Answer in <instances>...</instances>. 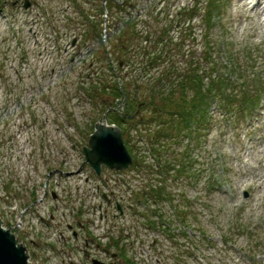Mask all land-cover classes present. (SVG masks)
<instances>
[{
	"label": "rangeland",
	"instance_id": "obj_1",
	"mask_svg": "<svg viewBox=\"0 0 264 264\" xmlns=\"http://www.w3.org/2000/svg\"><path fill=\"white\" fill-rule=\"evenodd\" d=\"M26 1L31 4L27 10L23 8ZM196 1L134 0L133 13L140 21V29L145 30L144 22L150 21L152 14L155 18L165 9L164 15L158 18L159 25L165 26L163 20L166 18L169 23H176L177 32L172 33L174 45L180 44L190 31L201 41L205 32L201 17H196L191 23L188 20L194 13ZM200 1L204 7L207 0ZM78 3L79 6L71 0H2L0 4L5 9V16H0V72L6 76L5 78L0 74V88L7 95L13 92V96L7 101L9 104L19 102V98L22 102L19 103L22 110L20 107L15 111L8 110L11 116L9 119L7 111L3 112L4 95L0 97V114L3 112L2 118L9 122L5 124L8 130L0 133L3 136L1 148H6L0 154V217L13 229L20 218L25 217L26 222L20 229H16L15 234L20 237V242L28 249L34 262L38 263L41 257L44 259L47 256L55 259L46 264H67L63 252L72 254V251L54 254L47 251V247L56 245L58 249H72L71 246L75 244L87 247L83 241L88 240L87 236L77 240L72 232L59 224L57 230H45L28 214L22 215L23 209L31 200L44 195L45 184H50L46 187L50 194L46 205H50L51 213L58 210L53 202V191L61 201V198L63 201L67 198L69 205L68 194L64 192L67 188L73 194L74 200L78 197L79 204L90 208L84 209L88 211L84 218L80 216V212L75 218H70L72 224L76 219L82 223V228H77L76 223L73 224L77 233H85L86 230L90 232L87 222L95 219L97 224L98 213L112 218L113 212H117L114 199L120 202L129 215L132 213L126 207L132 204L133 214L138 211L149 213L148 216L155 218L152 221L140 219L137 223L138 219L131 215L134 249H129L128 256L133 264H264V0H229L211 38L216 44L217 55H221L222 64L229 63L230 68L229 58L233 54L239 67L250 72L247 75L254 86L251 92L254 93L261 87V107L252 123L246 124L244 119L236 125L233 118L229 122L223 112L217 107L213 108L210 116L213 117L214 126L211 123V131L205 133L199 147H191L192 177L180 179L177 175L180 168L177 166L168 173L171 176L168 180V191L173 197L172 204L141 198L139 200L143 205L140 207L131 197L132 194L142 197L144 192L141 190L148 185V180L146 176L144 178L145 173L137 168L120 173L104 169V178L110 180V188L106 190L98 182L87 184V171L73 176L79 171L80 165L85 163L82 148L87 146L94 124L105 115V107L100 105L101 98L105 97L98 98L96 89L101 81L114 85L118 77L110 74L107 61L101 63L93 60L92 55L82 45L84 38L78 40L76 45L71 44V39L74 36L80 37L83 29L81 24H69L68 19L81 17L80 23L85 21V17L78 12L82 8L95 17L93 22L96 23H87L85 26L91 29L94 38L88 42V48L97 54L103 49L106 52L111 51L115 22L120 17L127 16L125 12L105 11L103 3L96 0H78ZM155 5H158L157 11L154 9ZM100 19L101 33L98 27ZM150 25L154 27V22ZM188 26V32H184L183 29ZM186 40V55L177 56L174 51L170 57L164 54L165 64L160 71L164 73L170 67L168 65L173 64L176 68L185 69L192 52L200 57L203 48L194 46L189 38ZM190 51L192 52L189 53ZM126 72L127 70L123 73L118 70L117 73L123 77ZM155 73H159V69ZM121 80L124 85L122 78ZM7 89L11 93L6 92ZM15 94H19L17 101ZM124 104L122 109H125ZM4 121L0 119V128ZM64 129L68 134L67 143L60 133ZM9 134L15 136V140L8 141L6 136L10 137ZM131 135L133 144L144 139L136 144L134 150L143 159L147 155L146 140L150 135L143 133L141 140H138L140 138L136 130ZM191 145L192 143L186 141L183 146L172 150L170 164L174 166L173 161L179 164L181 154ZM12 146H17L21 151L9 154ZM144 161L145 165H154L155 158L148 155ZM60 162L63 163V170L72 171L73 174L67 180L59 181L55 177L47 181L48 173L60 168ZM58 181L63 187L56 186ZM153 184L155 186L158 183ZM77 188L80 189L79 194L75 191ZM102 194L108 196L110 206L102 198ZM91 207L100 208L101 212L97 209L93 215ZM180 209L185 212L186 217L189 216L188 222L183 223L180 219L178 221L174 216L175 213L179 218ZM55 213V220L61 222L62 216L57 218L60 212ZM151 213L154 215H150ZM162 217L172 225L170 233L175 240L169 238L168 228L165 230L164 226L161 227ZM112 221L114 241L121 238L123 242L129 241L125 232L127 225L121 224L119 219L112 218ZM142 223L150 229H141L139 225ZM59 230L66 235L67 242L56 240L60 236ZM94 237L99 248H108L112 256L119 253L114 242L108 245L99 237ZM201 239L205 241L200 243ZM97 256L99 261L110 259L105 255H101L103 258L99 254ZM79 257L86 264V258L83 255ZM103 263L111 264L110 261Z\"/></svg>",
	"mask_w": 264,
	"mask_h": 264
},
{
	"label": "trees",
	"instance_id": "obj_2",
	"mask_svg": "<svg viewBox=\"0 0 264 264\" xmlns=\"http://www.w3.org/2000/svg\"><path fill=\"white\" fill-rule=\"evenodd\" d=\"M71 1L76 2V5L79 4L78 0ZM86 1L89 2L90 0ZM96 1L104 2V0ZM133 2L134 0H123L122 3L121 0L107 1V11L114 13L116 10L120 13L125 12L127 15L123 18L120 17L115 22V37L113 39L111 36V41L112 39L113 41L109 52L103 49L96 54L88 48L87 44L93 37L91 29L85 24H92L95 22L93 20H96L93 19L95 17H92L89 11L86 12L84 8L81 12L78 10L79 14L85 17V21L80 23L79 18L81 17H71L68 19V23L82 25L83 33L80 34L79 39L84 38L82 39L83 47L92 55L93 60H98L101 63L107 61L108 70H111L110 74L118 77V81H114V85L101 81L103 87L99 85L96 93L99 94L98 98L105 97L101 98L100 105L105 107L103 110L105 113L109 111L108 121L119 126L123 131L125 143L134 158V165L131 170L137 168L140 172L143 171L145 173L144 178L146 176L148 180V185H145L141 190L144 192L143 196L139 197L132 194V199L136 203L143 198L155 200L157 203L165 201L172 204L173 197L168 191V180L171 179V176L168 173L178 166L180 171L177 175L180 179L192 177L191 147H199L202 137L211 131V123L214 126L213 117L210 116L212 109L217 107L220 112L226 115V120L230 122L233 118L236 125L237 123L239 125L244 119V123L248 124L261 107L263 92L261 87H259L260 89L257 88L254 93L251 92L254 86L253 81H249L250 72L239 67V63L233 54L229 58L231 59L230 68L229 63L222 64L220 62L221 55L219 53L218 56L215 50L216 44L211 40L214 35L212 31L223 17L229 0H207L204 7L203 3L197 0L194 13L188 20L191 23L196 17H201V22L205 24L202 40L199 41L195 34L190 31L187 33L188 37L184 38L182 35L180 44L175 45L172 33L176 31V23L174 21L169 23L168 18H166L163 20L165 26L159 25L160 20L158 18L164 15L166 10L161 11L155 18L152 14L150 21H143L145 30L147 28L145 31L140 29V21L133 13V8H135ZM155 6L154 9L157 11L158 5ZM99 11L102 13L101 9ZM152 22H154V27L150 25ZM101 25L102 20L100 19L98 22L100 33ZM189 26L183 31L188 32ZM99 38L101 41L100 34ZM187 38L197 48H203L200 57H197L195 52L190 51L189 53L192 52V55L186 61L185 69L176 68L173 64L168 65L170 67H167L164 73L160 71L161 66L165 64L166 57L164 54L170 57L174 51L177 56L186 55ZM157 69H159V73H155ZM118 70L122 73L125 70L127 72L124 73L123 77H120L117 73ZM121 78L124 85H122ZM119 82L121 85H118ZM123 104L125 109H122ZM132 114L135 118L129 120L128 116ZM93 129L94 127L92 131ZM134 130L138 133L140 138L138 140L143 138V133L150 135L146 140L147 155L143 159L141 154H135L134 150L136 144L143 142L144 139L133 144L131 134ZM186 141L192 145L185 148L184 153L180 156L182 159L179 164H176V161L172 162H175V167V165L170 164L172 161L170 159L171 151L183 146ZM148 155L155 158L154 165L144 164L146 161L143 162V160ZM153 183L158 184L154 186ZM178 215L181 222L189 221V216L186 217L183 210L180 209ZM162 219L161 227L164 226L165 230L168 228L169 238L175 240L170 233L172 225L163 217ZM204 241L201 239L200 243ZM207 242L211 243L209 240ZM116 245L119 250L116 255V263L133 264L128 256V251H126V246L120 248V241H117Z\"/></svg>",
	"mask_w": 264,
	"mask_h": 264
},
{
	"label": "built area",
	"instance_id": "obj_3",
	"mask_svg": "<svg viewBox=\"0 0 264 264\" xmlns=\"http://www.w3.org/2000/svg\"><path fill=\"white\" fill-rule=\"evenodd\" d=\"M0 74H2L1 76L4 75L2 72H0ZM4 77L6 78L5 75H4ZM6 92H8V89L6 90ZM8 93H11V92H8ZM3 95H4V97H3ZM10 96H13V92L11 93V95H7L0 88V97H3L4 100H5V102H4L5 107L3 109V112L7 111L6 113L9 116V119H11V116L8 114V110H10V111H15V109L18 110L19 107L21 106L19 103H22L20 98H19V100H18L19 102L15 103V104H9L7 101H9ZM18 96H19V94L16 95V101H17ZM20 110H22V107H20ZM2 113L0 114V119L2 121H4V118H2V116H3ZM6 123H9V122H5V121L2 122V125H1V128H0V133H2V131L8 130L6 128V126H5ZM60 133L63 134V136H64L63 140H64L65 143H67V140H66L67 137L65 136V133L63 131H61ZM7 138H8V141H12V140H15L16 137L10 135V137L6 136V139ZM0 142L3 143V136L1 134H0ZM4 149L6 151L5 146H3L1 148V145H0V154H1L2 150H4ZM10 150H11V152L9 154H17L19 151H21L17 146H15V148H14V146H12L10 148ZM7 152H8V149H7ZM62 154H63V152L60 153V155H62ZM62 166H63V163L60 162V166H59L60 168H56L55 169V174L54 175H52L51 172L48 173V178L46 180L49 181L50 178L52 179V178H55V177L59 181L60 180L69 179V177L73 174L72 171L63 170L61 168ZM87 169L88 168H85L84 163H83V164L80 165L79 171L76 172V174H73V176H78V175H80V172L84 173L85 171H87V173L85 172L86 176H87V178H86V183L87 184H90L91 182H98L99 185L101 187H103L105 190H106V188L107 189L110 188V186H109L110 180L109 179L105 178V183H103L102 181H99V180L95 179L94 176H93L92 171H89L90 169H88V170ZM59 181L56 184V186L63 187ZM120 182H122V181H120ZM45 185L46 186L44 187V189H45L44 195L41 196L40 198H38L36 202L30 203L29 207L25 208L22 211V215L28 214L29 217H32L34 220H36L38 222V224L41 225L45 230L46 229H53V228H56L55 230H57V228H59L58 224L60 226L63 225V227H65V230H67V231H69L68 230V225H73L74 223H76V225H79V224L82 225V223L78 219H76L74 221V223L72 224L70 222V218L71 217L75 218V216H77L78 212H80V216H82V218H84V214L88 213V211H84V209L87 208L88 210H90V208L84 206L81 203L79 204L78 197H77L76 200H74L73 194H71L70 190L67 188L64 192H65V194H68L67 197L69 198V205H68V202H66V200H68L67 198L64 199V201H65L64 202L63 198H61L62 199V201H61L60 198L58 197V195H56L57 199L55 201H53L54 203H56L57 208H58L56 213L54 211H53V213L58 214V211L60 212V215H58L57 218H60L62 216L61 222L63 224H61V222H59V221L57 222L55 220L56 219L55 215L53 213H51V211H50V205L49 206L46 205V202L48 201V198L50 197V194L48 193L46 187H49L50 184H45ZM75 191H77L78 194H79L80 189L77 188ZM53 193L57 194L55 191H53L52 194ZM47 195H49V197ZM103 195L104 194H102V198H103ZM76 196H78V195L76 194ZM73 203H75L76 205L73 206ZM70 205H71V207H70ZM42 206H44L46 209L42 208ZM41 208H42V210H41ZM97 209H99L98 211L101 212L100 208H97ZM97 209L95 207L92 208L93 215L96 213ZM98 214L99 215H98V217L96 219V220H98L97 224L94 221L95 219H93V218H92L93 220L87 222V224L89 225L88 227H89V231L90 232H87V230H86L85 233H83V232L80 233V237L81 238H83L84 236H87L88 240H83V241H85L84 243L87 244V247H82L79 244H75L74 246H71L72 249L71 248L66 249L64 247H63V249H58L59 248L58 246L50 245V246L47 247L48 248L47 251H50V253L54 252V254H60L61 251H72L73 252L72 254H69L67 252H63L65 254V258H66L67 264H85V263H83L84 261L80 259L79 255L80 256L83 255L85 257L84 254H85L86 251L89 253V259H86V264H92V260H95V259L96 260H100V259H98L97 254H99V257H101V258H103L101 255H105V257L107 256L108 258H110V259H101V261H103V262L110 261L112 263L113 262V258L111 257V252H108L109 249L105 248V247H100L99 248V245H98L99 243L94 241V238H95L94 236H96V237H99L100 240L107 242L108 245H111L113 243V241L115 239H114V236H112L114 232H111V229H112L111 224H114L113 221H112V218L115 219V220L119 219V222H121V224L127 225V228H126L125 232H126L127 237H129L130 240L129 241H125V243H127L128 251H129V249H130V251L132 249H134L132 247V243H133L132 242V238H133L134 228L131 226V221H130L129 214H126L124 217H117L116 216L117 212L116 213L113 212L112 218H110V217H108L106 215H103L104 213L102 215H100V213H98ZM25 222H26L25 217H21L20 221L17 222L18 228L20 229L24 225ZM139 222H140V219L138 220L137 223H139ZM138 225H137L138 229H139V226H140L141 229L145 228V223H142V225H139V226ZM70 232H72V231H70ZM144 232L146 234V231H144ZM59 234H60V236H57L56 240H58L59 242H61V241L67 242L68 239H67L66 235L62 232V230L61 231L59 230ZM124 235H125V233H124ZM131 247H132V249H131ZM54 259H55L54 257H52V259L48 258L47 256H45L44 259H43V257H41V259L38 260V261H40V262H38V264L41 263V262L46 264V263H48L50 261H53ZM45 260H46V262H45Z\"/></svg>",
	"mask_w": 264,
	"mask_h": 264
},
{
	"label": "water",
	"instance_id": "obj_4",
	"mask_svg": "<svg viewBox=\"0 0 264 264\" xmlns=\"http://www.w3.org/2000/svg\"><path fill=\"white\" fill-rule=\"evenodd\" d=\"M107 0L103 7L106 8ZM30 3L26 1L25 8ZM76 42H74L75 44ZM130 116L129 118H133ZM86 163L100 176L103 168L116 172L129 170L134 164V158L128 150L120 127L109 125L106 114L98 120L91 134L88 145L83 148ZM75 236L77 234L75 233ZM94 264H103L94 261ZM0 264H35L31 262L28 249L20 243L19 239L10 230L5 229L0 218Z\"/></svg>",
	"mask_w": 264,
	"mask_h": 264
},
{
	"label": "bare ground",
	"instance_id": "obj_5",
	"mask_svg": "<svg viewBox=\"0 0 264 264\" xmlns=\"http://www.w3.org/2000/svg\"><path fill=\"white\" fill-rule=\"evenodd\" d=\"M258 4H259V2H258Z\"/></svg>",
	"mask_w": 264,
	"mask_h": 264
}]
</instances>
